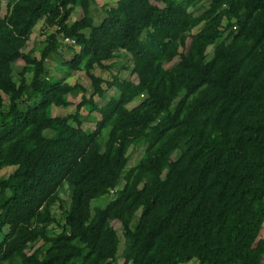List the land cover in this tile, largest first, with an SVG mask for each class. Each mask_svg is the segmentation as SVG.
<instances>
[{"label": "trees", "instance_id": "16d2710c", "mask_svg": "<svg viewBox=\"0 0 264 264\" xmlns=\"http://www.w3.org/2000/svg\"><path fill=\"white\" fill-rule=\"evenodd\" d=\"M3 1L0 170H15L0 179V264H263L264 0H116L99 24L91 0H0V12ZM39 22L36 57L23 50ZM60 46L75 49L63 73L83 72L90 96L51 80ZM123 56L128 79L92 74ZM82 109L99 116L94 130Z\"/></svg>", "mask_w": 264, "mask_h": 264}, {"label": "rangeland", "instance_id": "374dc122", "mask_svg": "<svg viewBox=\"0 0 264 264\" xmlns=\"http://www.w3.org/2000/svg\"><path fill=\"white\" fill-rule=\"evenodd\" d=\"M116 0H91V15L93 17L94 22H96V24H99L103 18L105 17V13L103 11V8L105 7V9L110 8L111 6H113V4L115 3ZM6 1H3L1 4V12L0 15L1 17H3L5 15L6 12V7H5ZM205 7V5L202 8H199L197 10H191V12L194 15H198L202 12V9ZM81 16V12L79 8L74 9L73 14L71 15L70 19H69V24H71L72 22H74L77 18L79 19V17ZM42 22H39L34 29L32 30L31 36L27 42V46L26 48L23 50V53H27L29 51H31L32 49H36L35 55L36 57H38V53L39 50L43 47L44 45V41L46 38V35H42L40 32V28H41ZM202 26H199L198 28H196L194 30V32H197L199 29H201ZM56 28H53L51 30H49L48 33H51L52 31H54ZM71 45H74L72 43H70ZM67 46H60L57 49V53L55 55H52L51 58L49 60H47L46 66L47 69L50 71V78L51 80H55V79H63L65 78V74L63 73V63L69 59L72 55V51L75 49H73L72 51H67ZM212 52V48H209L207 50V56H210ZM114 62V63H113ZM110 63H113V68H111L109 71H103L100 69H94L92 74L100 77L101 79H103L104 81H110L111 78L113 76L119 77L120 79H128L129 78V70L131 69V61L127 56H123L121 58H119L118 60H114V61H108L105 64L109 65ZM23 66V62L21 60H19L17 63H15L12 67H13V72H14V77L15 74L17 73V71L19 69H21ZM65 82L68 83L69 85L73 86L74 84H79L81 85L85 90H87V94L88 96H90L91 92H92V88L90 85V81L87 78V76L83 73V72H71L69 77L65 78ZM103 88L105 89V86L103 85ZM117 96V93L113 90H106L104 97L103 98H98V97H94L93 100L95 101V103H97V105L99 107L103 106L110 98ZM80 101V93H78V95L75 97V100H73L74 104H77ZM4 102L5 104H7V99L4 97ZM128 109H132V106H128ZM75 111V106L73 107H68V108H57V107H50L49 109V114L51 117H63L69 114H73ZM80 119L82 121V126L81 128L87 131H92L95 128V123L96 121L99 119V116L96 113H89L86 109H82L80 111ZM51 131L50 130H46L44 131L43 135L45 137H50L51 136ZM104 136L102 138H100L99 142H105L106 140V133H103ZM143 150L144 147L141 144L132 146L129 151H128V156H129V164L127 166V169L129 167H132L133 165H135L137 163V161L141 158L142 154H143ZM15 170V167H7V168H3L0 170V179L2 178H6L9 174H11L13 171ZM71 192L69 191V187L66 183H64L60 189L59 192V197L60 199L63 201V206L64 209H67V202L69 201V194ZM113 198V196H106V197H102L99 199H96L94 201L91 202V207H105L108 202ZM57 218L60 219L61 218V212L58 211L57 209L54 210ZM137 216L139 215V212L136 214ZM111 226L113 229L116 230L121 243H120V250L122 247V243H123V239H122V232H121V228H120V224L117 222H112ZM258 239H262L264 240V225L259 233V237ZM36 247L39 246V244L35 245ZM194 264V263H191ZM264 264V261H263Z\"/></svg>", "mask_w": 264, "mask_h": 264}, {"label": "built area", "instance_id": "2783aa9c", "mask_svg": "<svg viewBox=\"0 0 264 264\" xmlns=\"http://www.w3.org/2000/svg\"><path fill=\"white\" fill-rule=\"evenodd\" d=\"M63 41H64V43H72V44H74V42L72 40H69V39H64ZM141 97H143V95H141Z\"/></svg>", "mask_w": 264, "mask_h": 264}, {"label": "clouds", "instance_id": "9594fccd", "mask_svg": "<svg viewBox=\"0 0 264 264\" xmlns=\"http://www.w3.org/2000/svg\"><path fill=\"white\" fill-rule=\"evenodd\" d=\"M77 51H79V48H77Z\"/></svg>", "mask_w": 264, "mask_h": 264}]
</instances>
